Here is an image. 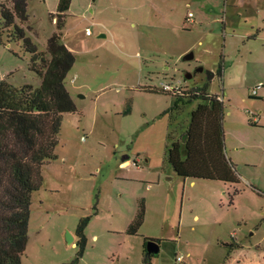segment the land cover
Returning <instances> with one entry per match:
<instances>
[{
    "label": "rangeland",
    "instance_id": "rangeland-1",
    "mask_svg": "<svg viewBox=\"0 0 264 264\" xmlns=\"http://www.w3.org/2000/svg\"><path fill=\"white\" fill-rule=\"evenodd\" d=\"M57 2L27 0L26 21L15 20L39 52L57 33L75 58L65 86L76 111L63 115L56 159L31 194L22 264H142L144 240L158 242L150 264H222L227 252L226 264H264V0H71L62 18ZM11 31L0 17V83L37 88ZM203 87L223 99L236 187L182 179L167 163ZM140 201L143 224L130 235Z\"/></svg>",
    "mask_w": 264,
    "mask_h": 264
},
{
    "label": "trees",
    "instance_id": "trees-1",
    "mask_svg": "<svg viewBox=\"0 0 264 264\" xmlns=\"http://www.w3.org/2000/svg\"><path fill=\"white\" fill-rule=\"evenodd\" d=\"M11 8L0 5V17L10 38L21 41L30 54V70L40 77V86L25 84L19 87L0 83V264H22L26 248L31 194L42 183L41 166L56 159L62 117L76 111L65 86V78L75 58L55 33L48 38L45 53L36 46L15 20L27 19V0H10ZM71 0H58L59 18L69 9ZM0 38V45L6 46ZM10 49V48H9ZM49 56L47 59L45 56ZM36 62L40 67H35ZM221 76V66L217 70ZM253 96V95H252ZM192 99H201L189 114L185 131L167 149V163L182 179L220 181L236 187L239 176L232 162L225 156L223 146V101L218 95L207 93L206 87L193 89ZM180 99L173 102L177 107ZM190 102V101H189ZM239 189H234L237 195ZM145 208L140 201L136 215L127 228L135 235L143 224ZM88 219L80 220L75 230L77 259L84 252V229ZM155 241V240H154ZM142 247V264H150V255ZM157 242V241H155ZM230 246V244L228 245ZM227 252L224 262L229 260Z\"/></svg>",
    "mask_w": 264,
    "mask_h": 264
},
{
    "label": "water",
    "instance_id": "water-1",
    "mask_svg": "<svg viewBox=\"0 0 264 264\" xmlns=\"http://www.w3.org/2000/svg\"><path fill=\"white\" fill-rule=\"evenodd\" d=\"M183 59L185 60V61H189V60H192L193 59V54L192 53H188L187 55H185L184 57H183ZM203 67H198V68H196L195 70H194V72L195 73H197V72H203ZM207 75H213L212 73H210V72H208L207 71ZM210 76V77H211ZM192 77V74L191 73H187V74H185V78L186 79H190ZM209 77V78H210ZM66 241L68 242V243H71V242H73V236L72 235H70V234H67L66 235ZM145 249H146V252L148 253V254H150V255H157V253H158V251H159V246H158V243H156L155 241H153V240H148L147 242H146V244H145Z\"/></svg>",
    "mask_w": 264,
    "mask_h": 264
},
{
    "label": "built area",
    "instance_id": "built-area-1",
    "mask_svg": "<svg viewBox=\"0 0 264 264\" xmlns=\"http://www.w3.org/2000/svg\"><path fill=\"white\" fill-rule=\"evenodd\" d=\"M85 34L86 35H90L91 34L90 30L86 29ZM252 94L256 95V90H254ZM174 261H175V264H180L182 262V257L181 256H175Z\"/></svg>",
    "mask_w": 264,
    "mask_h": 264
},
{
    "label": "crops",
    "instance_id": "crops-1",
    "mask_svg": "<svg viewBox=\"0 0 264 264\" xmlns=\"http://www.w3.org/2000/svg\"><path fill=\"white\" fill-rule=\"evenodd\" d=\"M220 100H223L222 98H220ZM125 164H127V162H125ZM136 211H137V209H136ZM136 211H135V214H134V216H133V219H134V217H135V215H136ZM133 221V220H132ZM156 243H158V242H156Z\"/></svg>",
    "mask_w": 264,
    "mask_h": 264
},
{
    "label": "flooded vegetation",
    "instance_id": "flooded-vegetation-1",
    "mask_svg": "<svg viewBox=\"0 0 264 264\" xmlns=\"http://www.w3.org/2000/svg\"><path fill=\"white\" fill-rule=\"evenodd\" d=\"M192 76H194V74H192ZM145 251H146V249H145Z\"/></svg>",
    "mask_w": 264,
    "mask_h": 264
}]
</instances>
